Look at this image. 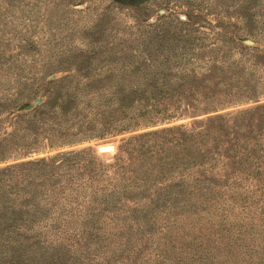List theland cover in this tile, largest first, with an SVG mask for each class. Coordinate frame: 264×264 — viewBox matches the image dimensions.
Listing matches in <instances>:
<instances>
[{
	"label": "rangeland",
	"instance_id": "1",
	"mask_svg": "<svg viewBox=\"0 0 264 264\" xmlns=\"http://www.w3.org/2000/svg\"><path fill=\"white\" fill-rule=\"evenodd\" d=\"M0 184V264H264V0H0Z\"/></svg>",
	"mask_w": 264,
	"mask_h": 264
},
{
	"label": "trees",
	"instance_id": "2",
	"mask_svg": "<svg viewBox=\"0 0 264 264\" xmlns=\"http://www.w3.org/2000/svg\"><path fill=\"white\" fill-rule=\"evenodd\" d=\"M119 1V0H116ZM200 140L198 133H194L192 130H185L184 127H173V128H162L159 130L155 131H150L146 132L137 136L132 137L129 140V151L131 154H134L136 152H145V151H151L155 150L156 152H161V153H169L171 150L178 149L182 152V150L188 152V158L192 159L187 162H185V167L197 162L198 165H201L203 163V160H200V158H196V155L192 154L191 151L189 150V146L196 145V140ZM183 154L185 152H182ZM177 155V154H176ZM243 155L246 158H249L251 153L249 152H244ZM77 153H69L65 154L62 156L61 160H64L65 158H71L72 161L77 160L78 158L76 157ZM194 157V158H193ZM244 158H241V160ZM256 159V158H255ZM68 160V159H65ZM46 161H38V162H25L21 163L19 165H14L10 166L8 169H6L3 172H13L14 173L12 176L7 177V181L11 180L14 177H17L18 171L16 169H22L23 167L27 166H32L35 165L37 169V174L41 176H47L49 180V186L53 183V178L57 177L58 174H55L54 171L58 170L60 168L57 166V162L52 164V168L49 164H46ZM173 163H162L164 166H171ZM179 162H176L175 164L177 165ZM257 170V169H256ZM1 179L6 180V177H2ZM53 179V180H52ZM3 185V184H0ZM22 226H26V222L21 221L20 218L14 217V218H9L5 221H2L0 218V250H14V249H22L23 247H34V246H41L46 243L48 245V240L45 241L46 237H41L44 242H40L39 240L35 239L32 240L31 238L26 236H21L18 234L17 230L22 228ZM27 227V226H26ZM49 239V238H48ZM30 242V243H28ZM8 258V257H7ZM6 258V259H7Z\"/></svg>",
	"mask_w": 264,
	"mask_h": 264
},
{
	"label": "water",
	"instance_id": "3",
	"mask_svg": "<svg viewBox=\"0 0 264 264\" xmlns=\"http://www.w3.org/2000/svg\"><path fill=\"white\" fill-rule=\"evenodd\" d=\"M248 44H250L249 41H247ZM40 100H35L33 104H22L17 108L18 112H25V111H31L34 106L40 105ZM114 147L113 146H99L97 147V151L101 154L107 153V152H113Z\"/></svg>",
	"mask_w": 264,
	"mask_h": 264
}]
</instances>
